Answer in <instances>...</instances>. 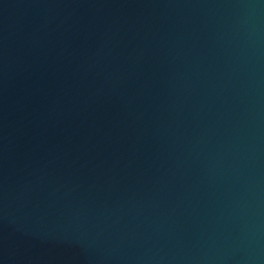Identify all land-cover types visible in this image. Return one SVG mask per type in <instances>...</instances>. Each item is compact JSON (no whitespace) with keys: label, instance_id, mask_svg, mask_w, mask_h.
Returning <instances> with one entry per match:
<instances>
[{"label":"water","instance_id":"1","mask_svg":"<svg viewBox=\"0 0 264 264\" xmlns=\"http://www.w3.org/2000/svg\"><path fill=\"white\" fill-rule=\"evenodd\" d=\"M0 264H264V0H0Z\"/></svg>","mask_w":264,"mask_h":264}]
</instances>
